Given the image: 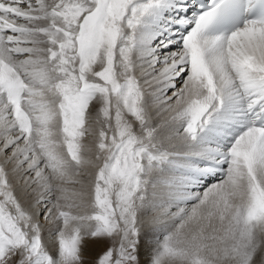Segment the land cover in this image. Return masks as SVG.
<instances>
[{"label": "snow or ice", "instance_id": "snow-or-ice-1", "mask_svg": "<svg viewBox=\"0 0 264 264\" xmlns=\"http://www.w3.org/2000/svg\"><path fill=\"white\" fill-rule=\"evenodd\" d=\"M0 264H264V0H0Z\"/></svg>", "mask_w": 264, "mask_h": 264}, {"label": "rangeland", "instance_id": "rangeland-1", "mask_svg": "<svg viewBox=\"0 0 264 264\" xmlns=\"http://www.w3.org/2000/svg\"><path fill=\"white\" fill-rule=\"evenodd\" d=\"M98 250V249H97Z\"/></svg>", "mask_w": 264, "mask_h": 264}]
</instances>
